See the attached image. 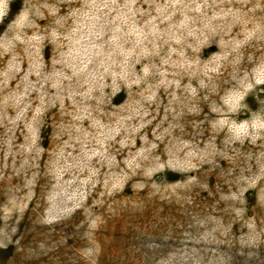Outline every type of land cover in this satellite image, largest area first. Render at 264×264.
<instances>
[{
	"label": "rangeland",
	"instance_id": "rangeland-1",
	"mask_svg": "<svg viewBox=\"0 0 264 264\" xmlns=\"http://www.w3.org/2000/svg\"><path fill=\"white\" fill-rule=\"evenodd\" d=\"M0 10V264H264V0Z\"/></svg>",
	"mask_w": 264,
	"mask_h": 264
},
{
	"label": "trees",
	"instance_id": "trees-1",
	"mask_svg": "<svg viewBox=\"0 0 264 264\" xmlns=\"http://www.w3.org/2000/svg\"><path fill=\"white\" fill-rule=\"evenodd\" d=\"M13 5H14L13 2H10V3H9V9H8V11H9V15H10L11 17H12L15 13H17V10H18V8L15 7V6H13ZM167 175H168V176H171L170 179H168L169 182H175V181H177V180L179 179L177 173L167 172ZM234 264H235V263H234Z\"/></svg>",
	"mask_w": 264,
	"mask_h": 264
},
{
	"label": "clouds",
	"instance_id": "clouds-1",
	"mask_svg": "<svg viewBox=\"0 0 264 264\" xmlns=\"http://www.w3.org/2000/svg\"><path fill=\"white\" fill-rule=\"evenodd\" d=\"M3 6H5V0H0V9H2ZM3 15H4L3 11L0 10V17H3ZM17 230L19 229L17 228Z\"/></svg>",
	"mask_w": 264,
	"mask_h": 264
}]
</instances>
